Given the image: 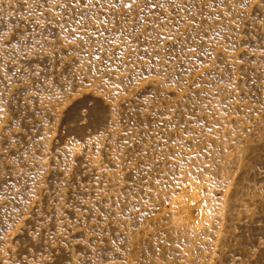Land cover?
Masks as SVG:
<instances>
[{
  "label": "rangeland",
  "instance_id": "374dc122",
  "mask_svg": "<svg viewBox=\"0 0 264 264\" xmlns=\"http://www.w3.org/2000/svg\"><path fill=\"white\" fill-rule=\"evenodd\" d=\"M163 3L0 0V264H264V0Z\"/></svg>",
  "mask_w": 264,
  "mask_h": 264
},
{
  "label": "snow or ice",
  "instance_id": "6c2138e0",
  "mask_svg": "<svg viewBox=\"0 0 264 264\" xmlns=\"http://www.w3.org/2000/svg\"><path fill=\"white\" fill-rule=\"evenodd\" d=\"M196 2L197 0H192L191 4H188L187 2L181 3L180 0H165V3L161 4L160 7L171 9V11L162 15L160 20L155 22L148 21L149 27L146 33L144 31H137L133 38L136 39L138 45L146 41L147 43H144L145 49H148L149 45H151L154 51L152 58L155 60L163 59L165 64L175 59L177 52L183 54L192 51L189 44L191 40L196 39L194 35H191L196 32V28L193 27V20L179 17L176 21H172L169 17L177 15L179 10H183L186 7H195ZM77 3H79V0H77ZM149 6L153 8L157 7L156 4ZM125 7H130V5H125ZM184 23L187 24V27L181 32L180 28ZM195 23L199 25L200 21L196 20ZM97 32L99 33L98 29ZM125 45L127 46V42H125ZM161 53L165 55H161ZM144 154L146 155V153Z\"/></svg>",
  "mask_w": 264,
  "mask_h": 264
}]
</instances>
